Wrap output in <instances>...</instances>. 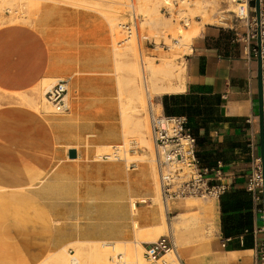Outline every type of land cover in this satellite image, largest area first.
Instances as JSON below:
<instances>
[{
  "label": "crops",
  "instance_id": "1",
  "mask_svg": "<svg viewBox=\"0 0 264 264\" xmlns=\"http://www.w3.org/2000/svg\"><path fill=\"white\" fill-rule=\"evenodd\" d=\"M246 31L245 22L234 18L227 26L200 25L191 38L190 50L184 54V90L159 96L161 100L164 95L184 97L177 101L176 113L186 116L196 138L199 165L209 168L219 165V181L229 186L226 191L231 187L245 189L252 157L260 154L257 57L246 50ZM48 72V43L37 28L24 23L0 25V90L27 91L48 76ZM69 148L65 152L57 148L52 125L42 113L24 104L0 105V264H36L53 244L63 245L75 235L101 233L87 230L88 227L123 225L127 232L128 176L124 168L118 164L75 162V158L67 156ZM59 157L61 161L57 162ZM111 167L116 171H110ZM54 168L57 177L66 172L72 184L79 174L76 187H61L62 197L57 199L55 209L41 197L44 179ZM87 178L95 180L91 187L96 198L92 211L75 206V198L65 199L69 193L88 194L85 190L88 187L81 183V179ZM112 178H115L114 213ZM185 201V198L170 201L167 213L203 209L201 203L191 205ZM211 203L215 212L213 233L178 247L181 263L256 264L257 244L264 238L261 230L264 221L252 199L251 232L244 229L231 236H224L221 230L220 197ZM140 207L143 214L149 216L152 212L145 205ZM157 220L151 214L145 222L149 225ZM56 227L74 228L73 237L55 241Z\"/></svg>",
  "mask_w": 264,
  "mask_h": 264
},
{
  "label": "rangeland",
  "instance_id": "2",
  "mask_svg": "<svg viewBox=\"0 0 264 264\" xmlns=\"http://www.w3.org/2000/svg\"><path fill=\"white\" fill-rule=\"evenodd\" d=\"M47 1L46 0L45 1L44 0H0V25L10 22L28 24L37 28L45 37L49 47V72L47 75L54 76L57 78H67V79L71 75H73V77L71 78V82L70 79H68L70 82V85L68 87L72 92L71 93L72 96L75 97L73 106L70 100L67 98L69 109L64 113H56L54 111L45 112V110L43 109L44 107L43 103L41 104V111L38 112L42 113L49 119L53 128V132L55 133L57 148L64 150V152L68 147L76 148L77 150H79V153H77V157L75 158L76 159L75 162L82 164L102 163L113 166H115V164H118L121 166L122 170L124 168L128 176L127 178L128 223L126 227L127 232L125 233V227H123V225L121 228L119 226L112 228L88 227L87 230L90 231L96 230V231H100L101 233L96 234L94 236L90 234H84L81 235L80 237L75 235L74 236L75 238L72 239V241L69 240V242H66L63 245L57 246L53 244L49 249V251L47 252V254L45 255V256L49 255L46 264H52V262L50 261L51 259L53 260V256H54L53 252L57 253L58 250L62 248V246L66 247L70 255H74L75 253L74 246L76 244L81 243L84 240H108V241L130 240L133 242V240L144 238L145 233L143 231H145L147 227L148 228L152 227V229H156L158 227L159 229L158 225L162 223L160 210L158 208H159V203H163V202L160 201L162 199L160 196V191L158 189L159 187H157L158 194L155 191V184L153 183L154 180L151 177L153 171L152 167L149 165V168L145 172V176L141 177L140 170L142 163L139 160H135V159L131 160L132 158H130L129 161L127 162L126 159L123 158V156L122 159L109 158L102 160L98 158V155L101 154L100 149H98L99 144L108 143L112 145L111 149H113L115 148V145L120 146L122 143L123 138L121 139V135H120V129H121L120 125L123 114L121 113V106L124 107L123 104L126 105L128 100L127 96L129 93V88L131 87L130 85H132L134 81L131 71L125 65L120 64L118 66V71L115 70V66L113 62L114 61L113 49L114 46L121 47L120 45L123 44V43L118 44V39L120 38V29L118 27V24L130 21L132 19L133 11H136L141 15L143 22L144 18H146V16L150 14V12H153V9L157 7V9L160 11L163 17H166L167 19L171 20L170 21L171 28L167 26L163 29V31H156L153 28H151L149 25H148L149 27H147L145 25L146 23H141V27H142L141 29L147 35L154 36L157 42L161 40L164 41L168 45V48L158 45L155 49H148L144 55L147 56L146 59L154 58L153 59L154 63L155 62L158 63L161 60L171 58L174 64H176L175 65L176 71H174L173 73L176 74L175 72H177V70L181 68L182 69L181 76L184 80L185 77L184 54H186L187 51L186 52L181 51L182 50L181 39L185 36L186 34L185 32H187V30L189 29V25H191L193 22L194 23L196 22L197 24L199 23V25L203 26V24L205 23H200V22L202 20L201 14L204 10V11H208L209 13H212L213 11L215 14L217 13L224 14L227 18L226 24L219 22L217 23L213 22L211 24L227 26L230 24L231 18H233L231 9H234V5L233 2H231V0H213V2L212 0H210V2L209 0H204V3L202 2V4H206L205 7L201 8L200 6V8L198 9L197 7H195L196 0H184L183 2H179L178 5L174 8L178 12V14L174 15L173 13H171V15L169 16L163 13L161 9L163 5L167 3L166 0H138L136 4L137 7L139 8L141 6L140 9H136V5H133L132 0H127L128 5L121 6L122 8H124L122 9V11L124 12L121 14H117L118 13L117 11L119 9L121 10V7H119L118 3L116 2L117 0H52V1L47 0ZM138 3L140 5H138ZM9 6L13 9L12 11H8L7 8ZM148 10H150V12H146ZM145 12L148 14H146ZM112 15L114 17L115 15H117L116 19H118L115 21L116 23L113 29L114 32H115V28L116 30L118 29L115 33H113L114 36L113 40L111 39L112 37L110 38L111 36V34H109L110 26L108 24V20L110 19V17H112ZM14 16H17L19 18L15 20L13 19ZM181 16H187L189 18V22L186 26L179 24L178 19ZM27 17L30 18L27 19ZM107 18L109 19L107 20ZM13 20H15L16 22L15 21L13 22ZM182 34L184 35L182 36ZM173 38L178 39V42L174 43L172 41ZM113 41H114L113 44L115 45L112 44ZM162 57L163 59H161ZM138 58L139 61L143 62L139 54H138ZM147 73L148 71H145L144 77L142 74L136 77V81L137 83H139V85H141V87H143L142 91L144 93H145L144 86L148 85V78L150 80V74ZM157 75L159 76L160 74L157 73ZM75 78L77 80L76 91L73 90L76 89V86L72 84V80H74ZM173 81H176V76L173 77ZM32 91L33 89L31 90L29 89L25 92L31 94ZM162 95L163 93L158 94L157 96L153 97L154 100L152 101L157 102L161 100L160 97ZM20 97H22L21 91L5 92L3 90H0V105L4 103L20 102L21 101ZM145 103H146L145 108L144 107L141 108L139 117L145 119L147 117L146 121L147 124L149 125V117L147 110L148 108L147 104H149L148 98L146 99ZM143 109L145 111V114L143 113L144 112ZM143 115H145V117ZM132 137L135 138L133 135H131L130 138ZM149 137L151 140L150 134ZM137 144L138 143L136 142L129 145L127 144L126 146L123 145L124 148H127L128 157H137L138 155H140V153H144L146 151L144 147L139 146ZM121 150L123 153V149ZM152 153L154 158V148H152ZM64 159L68 160L66 156H64ZM56 161L60 162L61 161L60 157ZM147 164L150 163L147 162ZM153 166L155 169L154 161H153ZM47 175H48L47 178L44 179L45 181L44 182L42 181L44 184V186L42 185L44 193L41 195V197L44 200H47V203L51 208L55 209L57 205V199H61L62 197L61 187L63 185L68 186L69 188H71L72 185L76 187L78 185L79 174L76 177L75 179L76 181H74L73 184L67 178L66 172L64 173V176H62V173H60V176L57 177L55 168L53 169V171H49V174ZM42 182H39L37 185L40 186ZM94 182L95 180L91 178H87V181L85 179H81L82 186H84V188L88 187V189L85 190H88L89 193L83 195H78V194L72 195L71 193H69V196H65V199L75 198L76 199L75 206H82L83 208L86 207V209H90V211H92L94 209L95 199H96L95 196L91 193V187L94 185ZM157 185H158V180H157ZM131 198L136 201H139L140 198H146V201L137 203V206L139 207L138 211L132 212L130 207V202L132 200ZM152 198H155L156 203L155 202L153 203L152 201L151 204ZM190 198L195 199V203L193 200L189 204L195 205L197 203H201L203 209L205 210L212 209L211 202L213 201V199H203L196 197H190ZM115 200H116L115 178H112L113 213L115 212V204H116ZM141 205H145L147 206V208L151 209L152 212L149 213L150 217L152 214V216H155L156 219L158 218V220L155 221L154 224L152 223H150L149 225L146 224L147 222H145V220L149 216L147 213L143 214L141 212L142 210V208L140 207ZM168 215H169L168 219L170 221H174L176 220V218L177 220L179 219L178 212L175 214L170 213ZM134 220L138 222L139 226H142L143 228L141 230L142 232L137 231L139 229L138 228L136 229L134 227L133 225ZM56 224L57 222L55 221V226ZM206 224L202 223L203 227L202 226L201 227L203 228L205 235L208 237L209 235H212L213 229L211 228L213 227L210 225L211 228L209 229V225L207 226ZM180 226L181 229L177 230L179 231V233H183L184 235L188 233L187 236H190L191 238L193 237L192 238L193 240H198L197 237L192 233V231L194 230L192 227L186 229V227L185 228L183 227V224ZM206 229L207 231H205ZM72 230H74V228L68 227L62 229L61 227H56L55 241H57V239L58 241L61 240L64 241L66 238L70 239L71 237H73L71 234ZM110 230L112 231V234L102 233L103 231L109 232ZM121 230H122V234H120ZM167 232L168 231L162 233L159 232L157 236H155L154 240L160 234H165ZM145 242L146 241L142 242L143 246ZM49 258L51 259L48 260ZM145 261L150 264V262L147 261L146 259Z\"/></svg>",
  "mask_w": 264,
  "mask_h": 264
},
{
  "label": "bare ground",
  "instance_id": "3",
  "mask_svg": "<svg viewBox=\"0 0 264 264\" xmlns=\"http://www.w3.org/2000/svg\"><path fill=\"white\" fill-rule=\"evenodd\" d=\"M50 1H52V0H50ZM132 1H133V5H136V9L141 8V6H140V8L137 7L136 3L138 0H132ZM167 1H169V0H166V2ZM116 2L118 3L119 7H121L123 5H125V6L128 5L127 0H117ZM202 2L204 3V0L203 1L202 0H196L195 1V7H197L198 9L200 8V6H201V8H204L206 4H202ZM209 2H210V0H209ZM212 2H213V0H212ZM214 4H215V1H214ZM138 5H140V4L138 3ZM233 5H234V3H233ZM37 8H38V6H37ZM7 9H8V11L13 10L10 6ZM122 9H124V8L121 7V10L119 9L117 11L118 12L117 14L123 13L124 11H122ZM234 9H235V5H234ZM231 10H233V9H231ZM146 12H150V10H148ZM146 14H148V13H146ZM201 17H202V20L200 23H205V24L213 23V22L226 23V16L224 14H219V13L215 14L213 11H212V13H209L208 11L203 10ZM18 18L19 17H17V16L13 17V19H15V20H17ZM29 18L27 17V19H29ZM33 18H34V16H33ZM116 18H117V15H115V17L112 15V17H110V19L107 18V20L109 19L108 24L110 26V32H111V33L109 32V34H111L110 38L112 37L111 38L112 40L114 37L113 33H115L118 30V29L116 30V28H115V32L113 31L114 25L116 23L115 21L118 20ZM15 20H13V22ZM170 21L171 20L167 19L166 17H163L162 14L160 13V11L157 9V7H155L153 9V12H150V14H148L146 16V18H144V21L142 23H146L145 25L147 27L150 26L151 28H153L156 31H163V29L167 26H169L171 28ZM174 28H172V29H174ZM199 29H200L199 23L197 24L196 22L195 23L193 22L191 25H189V29L188 30L186 29L187 32L184 31L186 34L181 39V45H182V50L180 49L181 51H185V52L187 51L188 52L190 50L191 38L193 35L198 33ZM178 32H180V31H178ZM183 35L184 34H182V36ZM135 40L136 39L134 38V35H131L122 44L123 46L122 45H120L121 47H115L114 46V49L112 48L113 49V56H114L113 62H114L115 70L118 71V66L120 64L125 65L131 71V74H132L133 80H134L133 84L130 85L131 87L129 88V93L127 96L128 97L127 103H126V105L123 104L124 107L121 106V113L123 114V117L121 120V125H120L121 126L120 127L121 128L120 129V135H121V139L123 138L122 143L120 146L115 145V148H113V149H111L112 145H110L108 143H101L98 145L99 146L98 149H100L101 154H105L111 158L116 157V158L122 159V156H123V158H125L127 162L129 161L130 158H132L131 160H134V159L139 160L142 163L141 164V170H140V176L141 177L145 176V172L147 171V169L149 168V165H150L152 167V170H153L151 177L154 180L153 183L155 184V191L158 194V191H157L158 185H157V180H156L157 174H156V170L154 169V166H153V161H154V158L152 155L153 154L152 153L153 144H152V141L150 140V137H149L150 128H149V125L147 124V121H146L147 117H146V119L140 118L139 114H140L141 108H143V107L145 108V104H146L145 101L147 98L154 100L153 97L157 96L160 93H172V92H178V91L184 90V80L181 76V74H182L181 68L178 69L177 72H175L176 74L173 73L174 71H176V69H175L176 64H174V62L171 58L161 60L158 63H156V62L154 63L153 62L154 58L153 59H146L147 56L144 55L142 58L143 62L139 61V58H138L139 52L137 51L139 46L137 45ZM115 41H117V40H115ZM113 43H114V41L112 42V44ZM113 45H115V44H113ZM112 49H111V51H112ZM137 52H138V54H137ZM180 57H181V55H180ZM161 59H163V57ZM145 60H146V62H145ZM182 65H183V63H182ZM180 67H182V66H180ZM112 70H114V69H112ZM145 71H148V73L150 74V80L148 78V85L144 86V90H145L146 94L142 91L143 87H141V85H139V83H137V81H136L137 76L142 74L144 77ZM157 73L160 75L158 76ZM174 76H176V81H173ZM72 77H73V75H71L68 78V79H70V82H71ZM119 78H121V77H119ZM57 79L58 78L54 77V76H44L37 84H35L32 88H30V90L33 89L31 94H28L25 91H21V94H22V97H20L21 101L17 102V104H24L26 106L33 108L36 111H41V104L43 103V105H44L43 109L45 110V112L53 111V108H52L51 104L49 102H47V100L44 96V93H45L47 88H49L54 82H56ZM70 82L68 80V86L70 85ZM72 84H74L76 86V89H73L74 91H76L77 90L76 78L74 80H72ZM71 93L72 92H71L70 88L68 87L67 98L70 100V102L73 106V102H74L75 97L72 96ZM146 108H147V106H146ZM143 111H144V109H143ZM143 113L145 114V111ZM143 116L145 117V115H143ZM131 135H133L135 138H133V137L130 138ZM136 142L138 143L137 145L144 147V149H146V151L144 150L145 152L140 153V155H138L137 157H128L127 156V154H128L127 148H124V146H126L127 144L128 145L133 144ZM121 149H123V153H122ZM147 162H149L150 164H147ZM111 168L112 169H110V171H112V172L116 171V169H113L114 167H111ZM150 173H151V171H150ZM139 200H145L146 201V198H140ZM185 200H186L185 202H187V203H190L191 201L194 200V203H195V199H192L190 197L186 198ZM152 201L154 203L155 198H152L151 204H152ZM160 201H162V200H160ZM130 207H131L132 212L138 211L139 207L136 204V200H134V199L131 200ZM158 209L160 210L162 223L160 225H158L159 229H158V227L156 229H152V227H150V228L147 227L145 229V231H143L145 233L143 239L133 240V242L130 240H115V241L84 240L81 243L76 244L74 246V249H75L74 255H70L69 252L67 251L66 247L62 246V248L59 249L60 251L58 250L57 253L53 252V254H54V256L52 254L53 260L51 258H49L48 260L51 259L50 262H52V264H118V260H115V256L120 254L121 257H123V259L125 260V262L127 264H149L145 261V258L143 257V254H142V250L144 249L142 242L143 241L150 242V241L154 240L155 236H157V234L159 232L162 233V232L168 231L173 235L174 243L176 246L175 254H173L170 257L171 263H169V264H182L180 259H179V254H178V250H177L178 247H180L184 243L192 242L195 240L192 239L193 237L191 238L190 236H187L188 233L186 235H184L183 233H179V231H177V230L181 229L180 225L183 224V227L184 228L186 227V229L192 227L194 229L192 231L193 235H195L198 240L204 239L207 236L205 235L204 230L202 228L203 227L202 223L203 224L207 223L206 225L207 226L209 225V229H210L211 228L210 225L212 226V220L214 218L215 212L212 211L213 208L211 210L202 209L199 211L196 210V211L178 212L179 213V215H178L179 219L177 220V218H176V220L170 221L168 219V215H167L168 209L166 208V206L163 203H159ZM133 225L136 229L137 228L139 229L137 231L142 232L141 230L143 228H142V226H139V224L136 220L133 221ZM211 229H213V228H211ZM205 231H207V229ZM48 256L49 255L43 257V259L41 261L37 262L36 264H46ZM48 263H49V261H48Z\"/></svg>",
  "mask_w": 264,
  "mask_h": 264
},
{
  "label": "built area",
  "instance_id": "4",
  "mask_svg": "<svg viewBox=\"0 0 264 264\" xmlns=\"http://www.w3.org/2000/svg\"><path fill=\"white\" fill-rule=\"evenodd\" d=\"M184 0H169L161 8L167 15H177L174 9L179 2ZM235 9L232 15L234 20L245 22L247 31L244 36L245 47L248 54L260 55L262 70V99L264 121V0L260 1V14L257 21L254 12V0H231ZM179 24L186 26L189 22L187 16L179 17ZM142 17L136 11L132 12L130 21L120 23V38L118 44L124 43L134 34L139 55L143 58L148 49H155L158 45L168 48L164 41H156L154 36H149L141 29ZM260 38L259 47L257 37ZM174 43L178 39L173 38ZM68 79L58 78L44 96L56 113L68 111L67 99ZM148 104V117L150 136L154 148V163L157 174L158 187L163 204L170 201L196 197L203 199H219L220 195L228 189V184L219 181L221 171L218 167L209 168L199 165L196 151V138L187 125V118L181 114H167L164 112L161 100L153 102L150 98ZM99 159H109L105 154L98 155ZM117 159L116 157H114ZM264 177L262 175V163L259 155H253L250 172L244 182L245 189L250 194L255 210L263 218L262 189ZM145 200L136 201L137 203ZM169 213V212H168ZM264 232V227H261ZM224 245V244H223ZM176 246L173 235L168 232L160 234L155 240L144 243L143 257L152 264H169L171 256L175 254ZM119 255V256H118ZM115 256L118 264H127L120 254ZM256 264H264V238L257 244Z\"/></svg>",
  "mask_w": 264,
  "mask_h": 264
},
{
  "label": "trees",
  "instance_id": "5",
  "mask_svg": "<svg viewBox=\"0 0 264 264\" xmlns=\"http://www.w3.org/2000/svg\"><path fill=\"white\" fill-rule=\"evenodd\" d=\"M182 95H164L162 106L167 114H178L177 104ZM251 199L244 188L231 187L220 195L221 230L224 236H231L246 229L251 232Z\"/></svg>",
  "mask_w": 264,
  "mask_h": 264
},
{
  "label": "water",
  "instance_id": "6",
  "mask_svg": "<svg viewBox=\"0 0 264 264\" xmlns=\"http://www.w3.org/2000/svg\"><path fill=\"white\" fill-rule=\"evenodd\" d=\"M254 12L257 21L259 20V14H260V1L254 0ZM257 45L259 47L260 44V38L259 36L256 39ZM257 78H258V119H259V146H260V154L259 157L261 159L262 163V175L264 177V121H263V99H262V70H261V60L260 55L257 54ZM67 156L69 158H76L77 157V150L76 148H69L67 150ZM262 206L264 210V181H263V189H262ZM263 221H264V212H263ZM264 227V224H263Z\"/></svg>",
  "mask_w": 264,
  "mask_h": 264
}]
</instances>
